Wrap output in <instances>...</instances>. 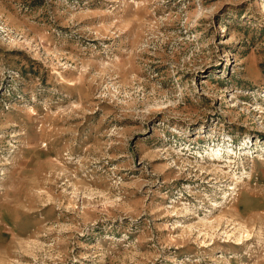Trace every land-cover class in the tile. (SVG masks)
<instances>
[{"label": "rangeland", "instance_id": "rangeland-1", "mask_svg": "<svg viewBox=\"0 0 264 264\" xmlns=\"http://www.w3.org/2000/svg\"><path fill=\"white\" fill-rule=\"evenodd\" d=\"M0 264H264V0H0Z\"/></svg>", "mask_w": 264, "mask_h": 264}]
</instances>
